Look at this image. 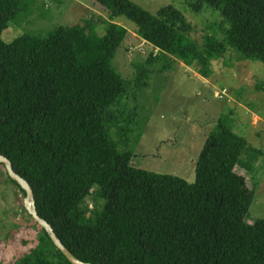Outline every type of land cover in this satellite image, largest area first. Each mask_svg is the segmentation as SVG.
Segmentation results:
<instances>
[{
  "label": "trees",
  "instance_id": "16d2710c",
  "mask_svg": "<svg viewBox=\"0 0 264 264\" xmlns=\"http://www.w3.org/2000/svg\"><path fill=\"white\" fill-rule=\"evenodd\" d=\"M95 1L110 17L103 35L87 21L6 43L3 33L34 2L0 0V155L30 184L39 216L90 264H264V219L247 223L257 189L237 172L255 178L262 150L238 136L227 115L207 136L194 183L134 167L129 146L142 123L137 109L118 108L128 82L113 64L129 34L121 18L161 59L206 79L231 53L264 64V0H182L185 13L168 5L155 14L132 0ZM209 9L221 17L199 42L186 14ZM96 185L105 205L90 221L82 207ZM27 214L41 230L39 244L13 264H72Z\"/></svg>",
  "mask_w": 264,
  "mask_h": 264
},
{
  "label": "rangeland",
  "instance_id": "374dc122",
  "mask_svg": "<svg viewBox=\"0 0 264 264\" xmlns=\"http://www.w3.org/2000/svg\"><path fill=\"white\" fill-rule=\"evenodd\" d=\"M30 1L34 2L33 8L17 23L10 24L2 36L4 42L12 43L26 33L46 34L57 25H84L87 21L96 22L98 34L103 35L107 27L104 22L110 19L95 0ZM132 1L154 14L168 5L186 12L182 0ZM186 15L197 26L194 38L199 42L206 33H215L214 24L221 17L212 9L200 15ZM116 23L129 31L113 61L117 72L128 82L126 98L118 108H125L126 114L137 109L143 129L142 137L129 146L134 167L194 183L196 164L207 136L227 115L235 133L264 154V64L240 61L236 53H231L213 63V75L206 79L182 61L161 59L153 45L138 37L134 23L124 18ZM151 57L155 58L153 64L148 63ZM168 65L170 68L164 71ZM140 71L145 72L141 86ZM116 131L113 130L115 139ZM237 172L257 189L247 216V223L254 225L264 219V155L256 163L255 178L244 168L238 167ZM7 175L5 166L0 164V263L13 264L37 247L41 230L25 211L26 194L11 184ZM104 205L101 189L96 185L82 209L93 221Z\"/></svg>",
  "mask_w": 264,
  "mask_h": 264
},
{
  "label": "water",
  "instance_id": "95a60500",
  "mask_svg": "<svg viewBox=\"0 0 264 264\" xmlns=\"http://www.w3.org/2000/svg\"><path fill=\"white\" fill-rule=\"evenodd\" d=\"M0 164L5 166L8 175L15 182H17L19 184V186L21 187L22 190L25 191V193H26L25 206H26L27 212L30 214V216L34 219V221L37 224H39L43 229H45L48 232V234L50 235L55 246L65 255V257L72 264H90V263L83 262V261L79 260L78 258H76L65 247V245L62 243V241L58 238L53 227L48 222H46L44 219H42L39 216V214L37 212L36 204H35L34 191L31 188L30 184L15 172L12 162L9 159H7L6 157L0 155Z\"/></svg>",
  "mask_w": 264,
  "mask_h": 264
}]
</instances>
